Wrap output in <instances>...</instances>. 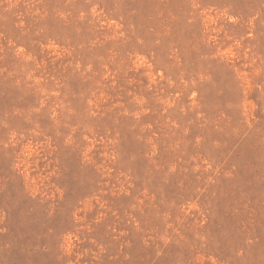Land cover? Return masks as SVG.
Listing matches in <instances>:
<instances>
[{
    "label": "rangeland",
    "instance_id": "rangeland-1",
    "mask_svg": "<svg viewBox=\"0 0 264 264\" xmlns=\"http://www.w3.org/2000/svg\"><path fill=\"white\" fill-rule=\"evenodd\" d=\"M0 264H264V0H0Z\"/></svg>",
    "mask_w": 264,
    "mask_h": 264
}]
</instances>
